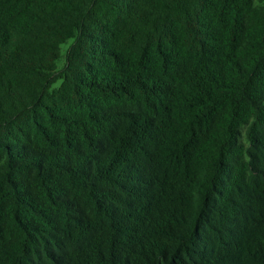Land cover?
Here are the masks:
<instances>
[{"label":"trees","instance_id":"trees-1","mask_svg":"<svg viewBox=\"0 0 264 264\" xmlns=\"http://www.w3.org/2000/svg\"><path fill=\"white\" fill-rule=\"evenodd\" d=\"M0 264H264V0H0Z\"/></svg>","mask_w":264,"mask_h":264},{"label":"rangeland","instance_id":"rangeland-1","mask_svg":"<svg viewBox=\"0 0 264 264\" xmlns=\"http://www.w3.org/2000/svg\"><path fill=\"white\" fill-rule=\"evenodd\" d=\"M68 45H69V43L63 44V46H62L63 47V55L65 54V51H66Z\"/></svg>","mask_w":264,"mask_h":264}]
</instances>
